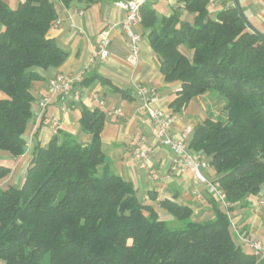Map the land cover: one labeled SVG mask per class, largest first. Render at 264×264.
Wrapping results in <instances>:
<instances>
[{"label": "trees", "instance_id": "trees-1", "mask_svg": "<svg viewBox=\"0 0 264 264\" xmlns=\"http://www.w3.org/2000/svg\"><path fill=\"white\" fill-rule=\"evenodd\" d=\"M99 1L59 0L85 8ZM210 1L183 0L166 16L146 0L141 35L164 80L179 83L173 113L201 95L221 102V114L209 113L192 128L188 147L208 158L216 176L210 181L225 192L232 212L264 187V40L234 5L211 18ZM56 19L51 0H23L15 8L0 0V152L12 158L26 151L31 82L42 79L38 70L67 58L48 36ZM104 120L100 109L83 108L78 123L91 137L87 145L59 128L34 147L20 186H0V264H264L244 248L213 196V215L201 221L177 195L156 201L153 191L141 201L102 152ZM10 173L0 164V182ZM154 205L184 226L168 228Z\"/></svg>", "mask_w": 264, "mask_h": 264}, {"label": "crops", "instance_id": "crops-1", "mask_svg": "<svg viewBox=\"0 0 264 264\" xmlns=\"http://www.w3.org/2000/svg\"><path fill=\"white\" fill-rule=\"evenodd\" d=\"M2 1L10 8H15L23 0ZM51 1L54 4L57 19L48 36L67 52V58L58 68L38 70L42 79L31 82L29 86L34 101L31 108L32 118L25 131L24 155L12 158L8 153L0 152L12 163L11 166L19 163L22 169L19 182L12 186L21 185L31 162L34 147L37 144L45 146L53 136L51 118H58L60 129L74 135L82 145H87L91 137L81 130L78 120L83 108L90 110L98 108L105 113L101 132V149L112 172L131 182L137 195L139 190H142V200L150 201L149 192L153 191L156 201L177 195V202L189 206L193 216L206 217L203 219L211 218L213 213L208 202L210 194L203 185L194 183L191 170L182 175L170 172L173 153L168 147L162 146L155 137L154 125L143 109L142 103L135 96L134 86L144 85L158 92L159 99L154 106L174 117L172 135L179 134L186 127L192 129L204 119V113L207 112V115L212 113L210 110L212 98L208 95L194 97L181 112H172L169 104L180 90L179 83L164 80L159 70V61L145 37L142 36L139 44L138 64L131 66L127 62L128 50L125 34L121 28L125 12L119 5L122 0H100L87 8L76 2L66 7L59 0ZM182 1L148 0L159 15L166 16L171 14ZM239 2L246 18L264 34V0H239ZM233 5V0H211L208 6L209 16L214 18L218 11ZM192 16L188 15L187 19L191 21ZM108 28H111L109 55L107 58H101L97 55L98 41L101 31ZM137 31L142 34V27H137ZM186 53L190 55L189 51ZM58 73L82 75L83 80L77 87L80 91V100L75 103L68 100L66 103L68 110L62 111V101L57 96L41 112L38 103L48 93L49 80ZM206 99L209 100L206 101ZM117 108L122 109L124 114L122 117L114 114ZM141 136L145 137L146 147L149 148V159L145 169L140 167V160L134 156V150ZM10 168L12 172L13 168ZM205 170L208 174L211 172L210 168ZM150 171L156 173V179L151 178ZM250 202L255 200L252 199ZM210 211L211 214L208 216ZM253 211L252 221L245 220L247 217L242 208L236 207L231 214L236 225L243 228L244 234L250 236L253 231V234L259 236L254 239L257 241L259 239L264 245V237L258 229L262 213L255 206ZM253 211L250 209V212ZM246 212L249 210L247 209ZM252 227L253 230H251ZM244 248L249 251L246 246Z\"/></svg>", "mask_w": 264, "mask_h": 264}, {"label": "built area", "instance_id": "built-area-1", "mask_svg": "<svg viewBox=\"0 0 264 264\" xmlns=\"http://www.w3.org/2000/svg\"><path fill=\"white\" fill-rule=\"evenodd\" d=\"M144 2H146V0H122L119 3L125 12L121 28L125 34V43L128 50L127 62L131 66H136L140 59L139 44L142 35L137 31V27L141 26L142 17L140 9ZM110 29L111 28L104 29L100 33L97 55L101 58H107L109 55L108 47L110 44ZM82 80L83 78L81 74H56L48 82L47 95L38 103L40 111L43 112L52 99L57 96H59L62 101L61 110L67 111L68 105L66 103L68 100H71L72 103L80 100V91L77 87ZM134 94L142 103L143 109L146 111L148 117L154 125L155 137L162 146L168 147L173 153L170 172L176 175H182L188 170H191L194 183L197 185H203L207 192L217 200L222 208L226 210L236 237L250 250L258 261L264 259V245L260 241L252 239L239 231L233 220V216L229 211L231 204L226 200L225 192L218 185V183L210 181L200 172V168L207 169L208 164L199 161L200 155L191 151L188 147L192 129L190 127H186L179 134L172 135L171 129L175 121L174 117L166 114L154 106V103H156L159 99L158 92L155 89L148 88L144 85H136L134 86ZM100 104H103V102H100ZM114 114L119 117L124 115L121 108L115 109ZM50 124L54 135L59 129L60 121L58 118L53 117L50 120ZM145 142V137L141 136L139 138L138 146L134 150V156L136 159L140 160V167L142 169L147 167L149 159V148L146 147ZM150 176L152 179L157 178L154 171H150ZM257 205L260 207L264 206V191L261 192V195L257 200Z\"/></svg>", "mask_w": 264, "mask_h": 264}, {"label": "rangeland", "instance_id": "rangeland-1", "mask_svg": "<svg viewBox=\"0 0 264 264\" xmlns=\"http://www.w3.org/2000/svg\"><path fill=\"white\" fill-rule=\"evenodd\" d=\"M208 100L209 99H206V101H208ZM210 101H211V104H212V106H211L212 108L210 109L212 111V113L215 114V115L221 114V102H218L215 99H212ZM206 116H207V112L204 113L203 118H205ZM3 153H5V152H3ZM199 161L205 162L207 164L209 163V160H208L207 157L206 158L200 157L199 158ZM0 164H4L6 166H10V167L13 168V171L10 173V175L8 177H6L5 179H3L0 182L1 188L5 189V188H7L9 186L16 185L19 182L20 173H21V170H22L19 167V163L16 164V165L11 166L12 163L9 160H7L2 154H0ZM210 171L211 172L208 174V173H206V170L205 169L200 168V172L206 178H208L209 180L210 179L213 180L214 177H215V174L212 172V170H210ZM141 194H142V190H139L138 195H140V196H138V197H140V200L142 201V195ZM259 196L254 198L255 202H250V204L248 206H246V207H238V208H240V209L242 208L243 212L246 213V217H247V218L245 217L246 218L245 219L246 221L248 219L252 221V219L254 217L253 216V213H254L253 208H254V206L256 207L257 210H259L262 213V218L260 220L258 229H259V232L261 233V236L264 237V206L260 207V206L257 205V200H258ZM154 209L158 213L159 219L166 222L168 228H170V229H180V228H182L184 226V222H181V221L176 220L175 218H173L171 216V214H169L163 208H160L159 206L154 205ZM247 209L249 210V212H246ZM250 209L253 212H250ZM210 214H211V211L209 212L208 216ZM203 217L200 218V216H194L193 219L194 220H197V221H200V220L203 219ZM204 218H206V217H204ZM251 230H253V227H252ZM247 236H249V235L247 234ZM249 237H251L252 239H254V237H257L258 238L259 236H256V234H253V231H252L251 232V235ZM258 241H260V240L258 239Z\"/></svg>", "mask_w": 264, "mask_h": 264}, {"label": "water", "instance_id": "water-1", "mask_svg": "<svg viewBox=\"0 0 264 264\" xmlns=\"http://www.w3.org/2000/svg\"><path fill=\"white\" fill-rule=\"evenodd\" d=\"M233 4H234V7L237 9L238 13H239V16L243 19V21L245 22V24L248 26V28L253 32V33H256L258 34L263 40H264V34L259 32L251 23L250 21L246 18L243 10H242V7L240 5V2L239 0H233Z\"/></svg>", "mask_w": 264, "mask_h": 264}]
</instances>
